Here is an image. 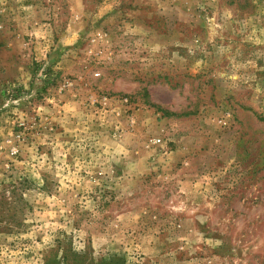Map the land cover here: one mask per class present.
Masks as SVG:
<instances>
[{"label": "rangeland", "instance_id": "1", "mask_svg": "<svg viewBox=\"0 0 264 264\" xmlns=\"http://www.w3.org/2000/svg\"><path fill=\"white\" fill-rule=\"evenodd\" d=\"M0 264H264V0H0Z\"/></svg>", "mask_w": 264, "mask_h": 264}]
</instances>
